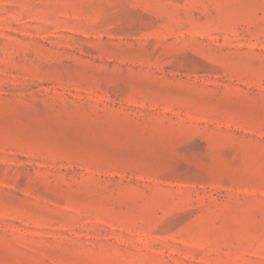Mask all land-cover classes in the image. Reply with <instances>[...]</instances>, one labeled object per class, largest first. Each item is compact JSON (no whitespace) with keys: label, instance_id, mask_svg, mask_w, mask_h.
Returning a JSON list of instances; mask_svg holds the SVG:
<instances>
[{"label":"rangeland","instance_id":"374dc122","mask_svg":"<svg viewBox=\"0 0 264 264\" xmlns=\"http://www.w3.org/2000/svg\"><path fill=\"white\" fill-rule=\"evenodd\" d=\"M0 264H264V0H0Z\"/></svg>","mask_w":264,"mask_h":264}]
</instances>
